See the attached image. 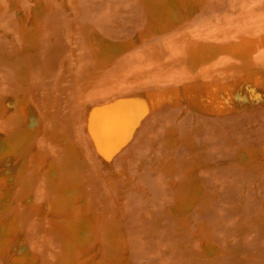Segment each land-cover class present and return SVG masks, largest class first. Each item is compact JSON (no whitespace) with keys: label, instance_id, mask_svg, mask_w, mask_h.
<instances>
[{"label":"rangeland","instance_id":"rangeland-1","mask_svg":"<svg viewBox=\"0 0 264 264\" xmlns=\"http://www.w3.org/2000/svg\"><path fill=\"white\" fill-rule=\"evenodd\" d=\"M157 1L0 0V194L21 171V161L4 152L8 121L31 128L26 182L35 179L21 199L15 192L8 210L0 200V228L13 230L0 247V264H55L60 242L51 228L63 219L46 211L44 177L65 139L77 150L78 170L64 179L78 174L86 200L64 219L78 218L87 204L114 229L109 240L95 228L79 263L264 264V49L249 78L228 70L222 57L214 78H201L196 88L161 83L172 76L164 64L180 54L175 37L222 42L258 35L264 0H178L186 18L155 34L147 5ZM107 46L119 71L108 84L95 82L99 88L90 49ZM143 92L154 98L148 111L132 101ZM98 105L131 118L127 140L109 155L89 131L88 116ZM190 173L198 197L176 205L175 189ZM208 239L210 254L201 255Z\"/></svg>","mask_w":264,"mask_h":264},{"label":"bare ground","instance_id":"bare-ground-1","mask_svg":"<svg viewBox=\"0 0 264 264\" xmlns=\"http://www.w3.org/2000/svg\"><path fill=\"white\" fill-rule=\"evenodd\" d=\"M147 9L148 14L154 24V28L150 33L156 34L168 32L170 30V27L166 25L167 23L177 22L180 19L186 18L185 5L181 2H178V0H159L153 4L147 5ZM191 34H189L190 36H188V39L183 40L182 37H175L174 41L170 39L171 35H166L169 37L168 40H171L176 46H178V48L180 49V54L177 55V57L176 53L172 52L174 53L177 59L174 58L175 61H173V63L171 64L169 62V66L167 64L168 62L164 64V66L170 69L172 75L170 79L168 76V79H164L163 77L164 80L162 79L163 81L161 83H163L165 86H167L168 83L172 82L175 88L182 87L183 85L187 84L190 86V88H196V84L201 78L207 80H211L214 78L216 71L215 63L217 62V59L222 57L223 59L225 58V60H228V62H230V64L228 65V70L232 72L242 71L246 74L248 78L251 77L255 73V71L260 68L259 61H261L262 57L260 59L259 57L264 53L263 50V53H260V48L264 49V31L258 33V35H256L257 33H255L254 35L251 31L250 34L240 35V33L239 36L237 35L236 38L234 37L235 39L232 38L234 40L222 42H213L210 41V39H197L198 36L196 38V35L194 36ZM163 35L165 36V34ZM166 36L165 39H167ZM146 41L148 40L146 39ZM166 42L168 43V41ZM163 43L165 44V42ZM173 45L172 48L174 47ZM156 46L158 47V44ZM166 46H169V44ZM152 47L155 46L152 45ZM109 49H111V46H107L106 49L102 52L98 51L97 49H90V58L92 65L94 64V67L98 71L96 72L97 74L94 76V83H98L99 80H101L102 78L104 85L108 84L110 82V79L112 80L119 71V66L117 65L116 60L117 57L115 56L111 60L108 59ZM169 50L167 49L166 51L169 52ZM151 52L155 51L151 49ZM258 52L261 54L260 56ZM160 55L162 56L161 53ZM156 56L157 55H155V57ZM163 60H166V58L164 57ZM168 60H173V58H169ZM156 62L159 63V65L162 64L160 60L159 62ZM90 64L91 63H89V65ZM74 75L76 76L77 74ZM96 86L100 88V85L96 84ZM98 87L96 88V90H98ZM211 87L215 90L220 89L213 83L211 84ZM92 92L94 91L90 92L89 90L88 93ZM132 101L137 108L143 109L144 111H148L154 105L153 95L147 92H143L142 94L137 93V95L134 96ZM98 102L100 101H97L96 104H99ZM105 104H107V102H105ZM18 115L22 123L27 121L26 109L24 106L20 108ZM130 119L131 118L125 112L111 109L102 105L96 106L91 111V114L88 116L89 131L92 133L97 146L103 150L105 155H109L112 150H115L116 148L122 146V144L127 140L131 130ZM31 137L32 131L30 127L26 129H20L18 123H16L15 121H8V131L5 133L4 137V148L6 149L4 152L13 155L15 159L21 161V171L17 177L11 180L10 186L7 187L6 192L4 194H0V200L6 206L4 210H8L10 200L13 198L16 191L20 190V196L16 197V199L18 200L32 190L35 179L33 178L32 181L26 182V176L28 174V171L26 170L27 162L25 159L27 153L31 151ZM59 141L60 139L58 140V142ZM59 148L60 152L58 156V161L50 164L48 171L44 177L46 189L45 192L42 191V193L44 192L43 196L46 200V211L56 217L63 219V221L60 223H54L51 228V232L54 234V237L60 242V252L58 254V257L56 258L55 264H82L78 262L79 259H77V257L84 251L85 245L88 243L89 236H91V234L95 232V228L99 230L100 233H106L109 240H111L114 236V229H110V231H108V226L106 225V214L104 216H101L102 214L99 216L98 214L100 213L98 212L97 214L95 212L98 209L95 207L96 210L94 211L92 207H86L87 204L86 206L83 205L82 207H80L78 218L73 220L64 219L72 216V206L76 201L84 203V201L86 200V192L84 190L82 180L80 179V177H78V174H75L74 176L68 178L66 181L64 179V176L73 175L72 173L75 172V170H78L76 164V148L68 142V139H65L64 143ZM33 170H36V168H34ZM33 170L31 173H33V175L36 177L37 173ZM164 174L166 176H172L169 171H165ZM173 179L175 180V178ZM179 185L180 186L176 187L175 189L173 198V201L176 205H181L183 203L185 204V202L189 199L192 203V201H195L197 199L199 188L195 184L191 173L186 175L184 183L182 185ZM92 197L94 198V196ZM88 198H90V196ZM95 198L94 201H97L98 199ZM90 202L92 203V201ZM100 207H103V205ZM11 214L13 219H16L18 217V212L16 210H13ZM184 230H186V226H184L180 230V232ZM12 235L13 230L11 227L0 228V247L8 238L12 237ZM205 243L206 250L201 255L210 254V240H206ZM83 264L86 263L84 262ZM98 264L120 263H117L113 260H107L104 262H99Z\"/></svg>","mask_w":264,"mask_h":264}]
</instances>
